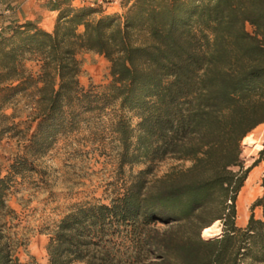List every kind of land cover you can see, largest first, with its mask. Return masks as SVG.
Instances as JSON below:
<instances>
[{"label": "trees", "instance_id": "16d2710c", "mask_svg": "<svg viewBox=\"0 0 264 264\" xmlns=\"http://www.w3.org/2000/svg\"><path fill=\"white\" fill-rule=\"evenodd\" d=\"M53 7L51 32L0 23V139L17 127L22 100L35 122L25 154L7 174L0 168V264H24L7 194L34 169L27 156L115 106L107 130L117 170L144 167L122 177L108 203L75 204L47 226L49 264H264V168L262 193L237 225V196L264 162V138L252 166L242 156L243 139L264 123V0H132L121 18L71 0ZM80 51L108 61L102 90L80 83ZM25 60L39 63L36 73ZM216 222L219 233L203 237Z\"/></svg>", "mask_w": 264, "mask_h": 264}, {"label": "rangeland", "instance_id": "374dc122", "mask_svg": "<svg viewBox=\"0 0 264 264\" xmlns=\"http://www.w3.org/2000/svg\"><path fill=\"white\" fill-rule=\"evenodd\" d=\"M131 2L132 0H118L106 8H98L102 10V14H115L121 18ZM81 5L78 0L72 4L73 7ZM81 60L90 65L81 77L85 87L91 84L95 90H102L111 80L109 63L96 56L82 57ZM33 62L39 65L32 60H25V65L36 73L39 68ZM30 111L25 101H20L15 111L17 127L0 139L2 175L7 174L10 164L27 151L25 146L35 127V122L29 116ZM10 112L11 109L8 108L6 113ZM115 113H121L116 110V106L114 109H105L102 115L86 113L79 128L75 132L58 136L44 155L27 156L34 169L24 177H16L7 194V204L16 211V216L8 220L10 233L18 244L17 255L24 264H49L46 254L49 240L45 231L47 226L51 228L75 204L85 201L108 203L121 186V178L144 167L141 164L125 166L123 174L117 170L114 143L107 130V124ZM136 121L137 118L132 117L133 126ZM249 136L261 148L264 123L257 125ZM254 143H242V156L246 166H252L258 157L260 148H256ZM173 163L171 158L158 162L155 173L161 175ZM263 168L264 162L258 161L248 172L247 180L241 187L237 196V225L243 222L246 224L251 204L262 193ZM254 171H257L256 181L248 189V178ZM252 213L256 218L262 216L260 207L252 209ZM215 227L220 230L219 223ZM71 264L86 263L73 261Z\"/></svg>", "mask_w": 264, "mask_h": 264}, {"label": "crops", "instance_id": "0c3cea01", "mask_svg": "<svg viewBox=\"0 0 264 264\" xmlns=\"http://www.w3.org/2000/svg\"><path fill=\"white\" fill-rule=\"evenodd\" d=\"M54 3L55 2L49 0H0V23L5 25V23L11 21L18 23L31 21L35 26L51 32L54 29V23L58 15V10L53 7ZM73 3L74 0H71V5ZM79 30L81 31L82 27H80ZM87 56H96L100 59L106 60L102 55L91 51H80L77 53L76 58L81 60L82 57ZM81 62L82 72L78 78L80 83L86 86L81 77L86 73V69H89L90 65L87 61L81 60ZM33 64L35 63L33 62ZM35 66L39 68V65L35 64ZM244 224L245 222L238 226L242 227Z\"/></svg>", "mask_w": 264, "mask_h": 264}, {"label": "bare ground", "instance_id": "6f19581e", "mask_svg": "<svg viewBox=\"0 0 264 264\" xmlns=\"http://www.w3.org/2000/svg\"><path fill=\"white\" fill-rule=\"evenodd\" d=\"M247 144V142H250L251 144L254 143V140L248 135L246 136L242 143H245ZM255 145V143H254ZM256 148H260V146L257 144L255 145ZM256 173L257 171H254L250 177L248 178V182H249V185H248V189L251 188V186L253 185V183L256 181L255 177H256ZM218 222L214 223L212 226L208 227L207 229H205L202 234H203V237H208V236H213V235H217L219 233V228L218 227H215V225L217 224ZM214 237V236H213Z\"/></svg>", "mask_w": 264, "mask_h": 264}, {"label": "built area", "instance_id": "2783aa9c", "mask_svg": "<svg viewBox=\"0 0 264 264\" xmlns=\"http://www.w3.org/2000/svg\"><path fill=\"white\" fill-rule=\"evenodd\" d=\"M37 1H40V0H37ZM49 1L55 2L57 0H49ZM74 1H76V0H74ZM78 1H80L82 3V5L91 6V7L95 6V7L106 8L108 5H111L112 3H115L118 0H78Z\"/></svg>", "mask_w": 264, "mask_h": 264}, {"label": "water", "instance_id": "95a60500", "mask_svg": "<svg viewBox=\"0 0 264 264\" xmlns=\"http://www.w3.org/2000/svg\"><path fill=\"white\" fill-rule=\"evenodd\" d=\"M262 146H263V145H261V148H262ZM261 148H260V149H261ZM219 231H220V230H219Z\"/></svg>", "mask_w": 264, "mask_h": 264}]
</instances>
